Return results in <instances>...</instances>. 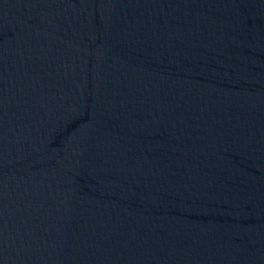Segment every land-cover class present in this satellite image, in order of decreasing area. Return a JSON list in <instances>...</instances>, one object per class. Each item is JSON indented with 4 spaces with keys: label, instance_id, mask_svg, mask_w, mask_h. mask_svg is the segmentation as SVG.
Masks as SVG:
<instances>
[{
    "label": "water",
    "instance_id": "water-1",
    "mask_svg": "<svg viewBox=\"0 0 264 264\" xmlns=\"http://www.w3.org/2000/svg\"><path fill=\"white\" fill-rule=\"evenodd\" d=\"M0 264H264V0H0Z\"/></svg>",
    "mask_w": 264,
    "mask_h": 264
}]
</instances>
